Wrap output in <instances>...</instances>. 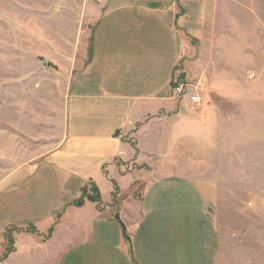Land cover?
Listing matches in <instances>:
<instances>
[{"label":"crops","instance_id":"0c3cea01","mask_svg":"<svg viewBox=\"0 0 264 264\" xmlns=\"http://www.w3.org/2000/svg\"><path fill=\"white\" fill-rule=\"evenodd\" d=\"M97 1L84 6L88 19L74 43L34 33L32 49L16 50L15 57L32 56L36 81L8 80L14 98L0 102V109L20 121L14 136L39 130L46 137L48 131L56 145L41 158L11 159L5 118L0 264H229L224 228L214 215L218 200L203 192L196 211L184 206L190 199L181 188L199 186L198 178L184 176L183 168L167 175L155 158L184 149L199 156L196 128L170 133L166 126L159 138L156 128L173 115L172 82L185 39L204 35L211 2L195 9L198 0ZM60 39L67 53L55 46ZM52 74L60 77L56 83L49 81ZM186 118L191 126L200 121ZM219 128L222 138L229 135ZM27 142L15 140L14 148L35 152L36 143ZM190 162L187 167L198 165ZM88 185L99 191L100 202L75 207ZM35 194L49 199L40 204ZM261 255L251 258L254 264Z\"/></svg>","mask_w":264,"mask_h":264},{"label":"rangeland","instance_id":"374dc122","mask_svg":"<svg viewBox=\"0 0 264 264\" xmlns=\"http://www.w3.org/2000/svg\"><path fill=\"white\" fill-rule=\"evenodd\" d=\"M92 1L0 0V42L8 44L5 47L0 45V102L14 98V89L6 86L8 80L12 79L18 85L36 81L32 56L15 57L16 50L20 47L23 52L32 49L30 36L34 33H40L51 42L55 40L54 35H58L74 43L83 22L86 26L84 6L89 3L90 9ZM206 1L211 2V8L207 23H204V35H200L198 41L185 39L182 60L173 78L172 95L176 98V105L170 111L173 115H168L162 128H156L158 138L166 126L170 133L180 127L196 128L199 156L197 158L195 152L184 149L180 154L170 151L167 157L163 153L155 158L161 161V171L167 175L183 168L184 176L187 173V177L198 178L199 186H182V193L190 199L184 206L189 205L196 211L197 204H201L199 194L203 192L218 200L214 205V215L224 228L221 240L232 257L229 264H240L238 254L243 257V252L246 258L242 264H254L251 258L259 253L262 257L257 261L264 264V0ZM197 2L195 9L201 6L202 0ZM55 46L63 53L68 51L61 39ZM41 66H46L45 60H41ZM48 77L54 83L60 79L56 74ZM175 84L184 85L181 94L174 91ZM191 97H199L200 102L193 103ZM197 116L200 121L188 125L186 117ZM5 118L10 119L7 130L11 131L13 147L8 153L11 159L13 156L20 160L41 158L56 145L48 131L46 137L38 130L32 132V137L23 139L16 134V138L15 131L17 133V128L21 129L20 121L4 108L0 109V151L7 149ZM224 118L227 119L222 121ZM219 126L229 135L222 138L216 131ZM15 140L20 144H31L27 141L32 140L36 143L32 148L35 152H17ZM192 148H196L195 140ZM1 155L0 152V179L7 172L3 169L5 157L1 158ZM195 159L198 165L187 167ZM164 164L170 168L163 167ZM138 188L140 190L141 186ZM83 194H86L82 199L84 204L85 201L96 203V187L88 185ZM104 194L106 204L109 198L106 191ZM34 197L40 200V204L45 200L41 194ZM89 197L95 198L91 201ZM48 199L49 196L45 201ZM1 209L0 205V213Z\"/></svg>","mask_w":264,"mask_h":264},{"label":"built area","instance_id":"2783aa9c","mask_svg":"<svg viewBox=\"0 0 264 264\" xmlns=\"http://www.w3.org/2000/svg\"><path fill=\"white\" fill-rule=\"evenodd\" d=\"M174 91L178 94H181L183 89H184V85L183 84H175L174 87ZM191 101H193V103L198 104L200 102V98L199 97H191Z\"/></svg>","mask_w":264,"mask_h":264},{"label":"trees","instance_id":"16d2710c","mask_svg":"<svg viewBox=\"0 0 264 264\" xmlns=\"http://www.w3.org/2000/svg\"><path fill=\"white\" fill-rule=\"evenodd\" d=\"M85 191V189H83V192ZM96 192H97V197H96V200H94V198H91V197H89V200H94V202L96 201L97 203H99L100 202V195H99V191L96 189ZM84 196H86V194H83V196H82V198L80 199V200H78V201H76L75 203H74V205H76V206H82L83 204H84V201L82 200L83 199V197Z\"/></svg>","mask_w":264,"mask_h":264}]
</instances>
